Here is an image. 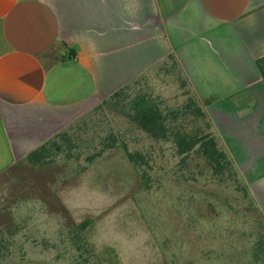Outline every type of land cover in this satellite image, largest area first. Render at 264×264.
Here are the masks:
<instances>
[{
  "label": "crops",
  "instance_id": "0c3cea01",
  "mask_svg": "<svg viewBox=\"0 0 264 264\" xmlns=\"http://www.w3.org/2000/svg\"><path fill=\"white\" fill-rule=\"evenodd\" d=\"M169 64L254 204L262 226L240 233L264 264V0H0V176Z\"/></svg>",
  "mask_w": 264,
  "mask_h": 264
},
{
  "label": "rangeland",
  "instance_id": "374dc122",
  "mask_svg": "<svg viewBox=\"0 0 264 264\" xmlns=\"http://www.w3.org/2000/svg\"><path fill=\"white\" fill-rule=\"evenodd\" d=\"M181 87L169 64L83 115L76 148L63 142L53 162L0 176V264H255L256 238L240 231L262 223L235 168L215 174L198 147L180 154L172 137L155 140L131 119L143 98L207 132Z\"/></svg>",
  "mask_w": 264,
  "mask_h": 264
},
{
  "label": "trees",
  "instance_id": "16d2710c",
  "mask_svg": "<svg viewBox=\"0 0 264 264\" xmlns=\"http://www.w3.org/2000/svg\"><path fill=\"white\" fill-rule=\"evenodd\" d=\"M133 104L132 111H134V114L133 116L131 115V119L155 140L172 137V140L176 144L180 154H184L193 150L195 147H198L203 155L210 160L211 170H213L215 174H223L227 171L232 172L234 170V165L231 159L227 153L219 147L218 141L213 134L204 132L202 128H196L194 132L187 131L183 125L180 126L178 123H175L179 116V112H172L174 116H170L168 118L164 115L162 109H160L157 104H153L143 98L135 100ZM192 106H194L193 112L195 115L199 116L204 122H206L205 124L207 128L209 123L207 121L206 114L204 113L202 106H200L193 97L185 109H191ZM183 114L185 115L186 113ZM78 136V132L72 134H60L57 136L59 139L49 142V147L47 145H43L40 149L30 153L28 160L35 165L43 164L48 159V161L53 162L54 153H58V151L62 150L63 142L67 143V146L70 147L71 150L77 147L75 138ZM112 140L113 142L117 141L115 138H111V141ZM113 142L108 143L109 149L113 147ZM108 146L106 149H100L99 151L96 150L94 153L86 156V162H92L95 158L100 157L105 152V150L108 149ZM78 148L77 150H79ZM71 150L70 153L66 154V157L79 160L81 155L78 153V155H75ZM126 151L129 159L133 163L137 164L136 158H138L137 156L140 157L141 154L130 152L127 149ZM56 153L55 156L57 155ZM85 167L86 166H84L83 169H85Z\"/></svg>",
  "mask_w": 264,
  "mask_h": 264
}]
</instances>
